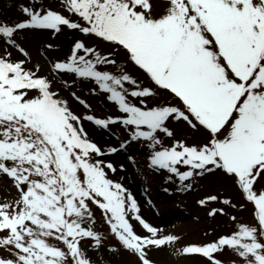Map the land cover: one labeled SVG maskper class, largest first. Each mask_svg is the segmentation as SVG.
<instances>
[{
  "label": "snow or ice",
  "instance_id": "obj_1",
  "mask_svg": "<svg viewBox=\"0 0 264 264\" xmlns=\"http://www.w3.org/2000/svg\"><path fill=\"white\" fill-rule=\"evenodd\" d=\"M16 10L0 18V264H160L153 254L165 249L184 264H264V0H25ZM68 31L64 51L55 38ZM80 80L115 111L93 114L70 90ZM84 121L123 135L103 146ZM132 145L184 190L221 177L241 199L198 204H221L207 215L234 227L181 243L149 222L104 158Z\"/></svg>",
  "mask_w": 264,
  "mask_h": 264
},
{
  "label": "rangeland",
  "instance_id": "obj_2",
  "mask_svg": "<svg viewBox=\"0 0 264 264\" xmlns=\"http://www.w3.org/2000/svg\"><path fill=\"white\" fill-rule=\"evenodd\" d=\"M25 2V0H0V18L15 19L17 16L16 5ZM36 40L41 39L37 36ZM51 39V38H50ZM72 39L71 31L55 38V42L63 46V50L67 51L68 43ZM55 55V53H50ZM45 68L47 65L45 64ZM92 85L89 82L80 80L70 89L76 91L77 94L88 100L92 109L91 112L96 115H105L114 112V105L105 99L104 94L92 96L88 89ZM67 95V93H65ZM80 113L86 110L82 105L73 102ZM85 127L93 134L94 138L103 146L115 145L114 135H123V129L119 126H113L112 133L94 126L91 122L84 121ZM186 130L182 135H189ZM194 135V133H191ZM129 155L135 156V162L129 160ZM105 159L111 160L116 165L115 173L109 172L114 180L121 181L138 200L141 206V214L151 223L157 226H163L167 231L181 235L185 241L212 239V235H205L210 231L217 234L230 231L234 225L227 217L220 215L209 217L207 212L210 207H221V204L212 202L209 206H201L198 200L203 198L205 194H222L230 195L233 200H240V193L234 188H228L225 191L224 181L221 177H205L199 179L193 184V187L184 190L180 187V183L169 182L166 180L165 172L150 171L147 167L144 151L139 146L132 145L131 148L120 150L115 154L106 155ZM123 164L124 168L119 166ZM0 195H2V186H0ZM232 214L237 215L241 220H250L248 211H234L229 209ZM99 216V213H97ZM106 229V225H98ZM91 241L84 240L83 245L88 247ZM96 258L103 257L108 259L110 254L105 252L92 253ZM160 264H184L186 258L172 255L170 249H165L160 253L153 254ZM227 258V257H225ZM114 264H125L127 257H112Z\"/></svg>",
  "mask_w": 264,
  "mask_h": 264
}]
</instances>
